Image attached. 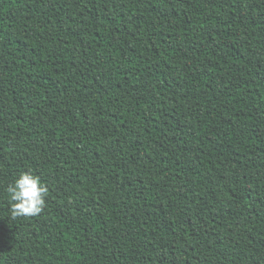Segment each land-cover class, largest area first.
I'll return each mask as SVG.
<instances>
[{"label":"trees","instance_id":"obj_1","mask_svg":"<svg viewBox=\"0 0 264 264\" xmlns=\"http://www.w3.org/2000/svg\"><path fill=\"white\" fill-rule=\"evenodd\" d=\"M0 264H264V0H0Z\"/></svg>","mask_w":264,"mask_h":264},{"label":"clouds","instance_id":"obj_2","mask_svg":"<svg viewBox=\"0 0 264 264\" xmlns=\"http://www.w3.org/2000/svg\"><path fill=\"white\" fill-rule=\"evenodd\" d=\"M7 192L11 201V215L15 217H32L44 208L47 189L39 177L30 172L21 173Z\"/></svg>","mask_w":264,"mask_h":264}]
</instances>
